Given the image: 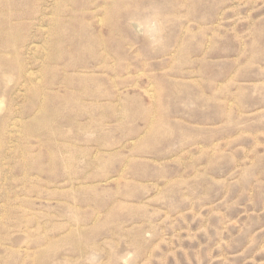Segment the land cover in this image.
<instances>
[{"label": "rangeland", "instance_id": "rangeland-1", "mask_svg": "<svg viewBox=\"0 0 264 264\" xmlns=\"http://www.w3.org/2000/svg\"><path fill=\"white\" fill-rule=\"evenodd\" d=\"M0 264H264V0H0Z\"/></svg>", "mask_w": 264, "mask_h": 264}]
</instances>
